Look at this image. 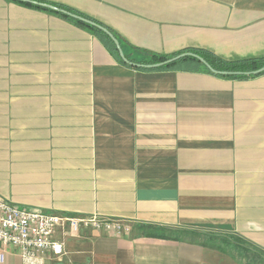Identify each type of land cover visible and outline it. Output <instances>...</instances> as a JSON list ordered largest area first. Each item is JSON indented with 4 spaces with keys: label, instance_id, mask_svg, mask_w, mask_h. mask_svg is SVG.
Instances as JSON below:
<instances>
[{
    "label": "crops",
    "instance_id": "0c3cea01",
    "mask_svg": "<svg viewBox=\"0 0 264 264\" xmlns=\"http://www.w3.org/2000/svg\"><path fill=\"white\" fill-rule=\"evenodd\" d=\"M123 53L264 56V0H42ZM0 198L129 224L43 264H264V74L140 71L90 32L0 0ZM0 264H24L12 247Z\"/></svg>",
    "mask_w": 264,
    "mask_h": 264
},
{
    "label": "built area",
    "instance_id": "2783aa9c",
    "mask_svg": "<svg viewBox=\"0 0 264 264\" xmlns=\"http://www.w3.org/2000/svg\"><path fill=\"white\" fill-rule=\"evenodd\" d=\"M92 229L115 236L128 233L127 222L102 216H80L20 208L0 198V262L4 249L14 248L24 264H43L46 258H61L64 243L57 232L75 237Z\"/></svg>",
    "mask_w": 264,
    "mask_h": 264
},
{
    "label": "trees",
    "instance_id": "16d2710c",
    "mask_svg": "<svg viewBox=\"0 0 264 264\" xmlns=\"http://www.w3.org/2000/svg\"><path fill=\"white\" fill-rule=\"evenodd\" d=\"M33 1L46 3L42 0H33ZM14 2H16V1H14ZM17 3L20 5H23L25 7H28V8L41 10V11L47 12L49 14L56 15V16L60 17L61 19L69 22L70 24L90 32L93 36H95L103 44V46L111 53V55L118 62H120L126 66H130L131 68H133L135 70L196 72V73L210 74V75H213L216 77H221V78L237 79V80L254 78V77H257L259 75L264 74V73H261L259 75H249V76H245V75H237V76L236 75H226V76L215 75V74H212L197 59L190 57V56L180 58V59L176 60L175 62L169 64V65H166V66H163L160 68H156V69H145V68H139V67L131 66V65H128V64H125L122 62V60L118 56L117 50H116L114 44L112 43V41L106 35H104L102 32L97 30L96 28L88 26L82 22L75 20V19H72L69 16L61 15L58 13H53L49 10L39 8V7H35L32 5L26 4V3H19V2H17ZM49 4L55 6L59 9L65 10L66 12H68L70 14L85 18L87 20L93 21V22L101 25L99 22H97V21H95V20H93V19L69 8V7L59 5V4H52V3H49ZM101 26H103V25H101ZM106 29L112 33L111 30H109L108 28H106ZM112 35L118 40L120 47L123 51V44L121 43L119 38L114 33H112ZM143 53H144L145 57L141 60H136V59L131 58L130 55H128V54H125V53H123V54H124L125 58L130 63L140 64V65H152V64L163 62L165 60H168L170 58H173V57L178 56V55L183 54V53H191V54L197 55L200 58H202L213 70H215L217 72H226V73L252 72V71H255V70L261 68L262 66H264V56L260 57V58H253V59H243V60H237V61H225V60H222V59L216 57L215 55H213L207 51H204L201 49H194V48L193 49H184V50H181L179 52H176V53H173L170 55H160V54H154V53H150V52H143Z\"/></svg>",
    "mask_w": 264,
    "mask_h": 264
},
{
    "label": "water",
    "instance_id": "95a60500",
    "mask_svg": "<svg viewBox=\"0 0 264 264\" xmlns=\"http://www.w3.org/2000/svg\"><path fill=\"white\" fill-rule=\"evenodd\" d=\"M13 1H16V2H19V3H26V4H29V5L35 6V7H39V8H43V9L49 10V11H51L53 13H58V14H61V15L69 16L72 19H75V20H77L79 22H82V23L88 25V26L96 28L97 30L102 32L104 35H106L112 41V43L114 44V46H115V48L117 50L118 56L120 57L122 62L125 63V64H128V65H131V66H135V67H139V68H145V69H156V68H160V67L169 65V64L175 62L176 60H178L180 58L190 56V57H193V58L197 59L212 74H215V75H223V76H226V75H236V76L237 75H245V76H249V75H259L261 73H264V66H262L261 68L255 70V71H252V72H244V73H239V72H237V73L217 72V71L213 70L202 58H200L197 55L191 54V53H183V54H180V55L175 56L173 58H170L168 60H165L163 62L152 64V65L133 64V63H130L125 58L118 40L105 27H103V26H101V25H99V24H97V23H95L93 21L87 20L85 18L70 14V13L66 12L65 10L59 9V8H57V7H55V6L51 5V4L37 2V1H33V0H13Z\"/></svg>",
    "mask_w": 264,
    "mask_h": 264
},
{
    "label": "rangeland",
    "instance_id": "374dc122",
    "mask_svg": "<svg viewBox=\"0 0 264 264\" xmlns=\"http://www.w3.org/2000/svg\"><path fill=\"white\" fill-rule=\"evenodd\" d=\"M244 264H246L247 262H243Z\"/></svg>",
    "mask_w": 264,
    "mask_h": 264
}]
</instances>
